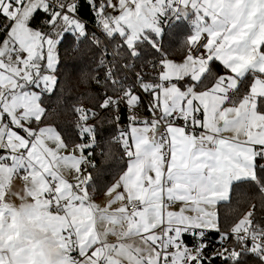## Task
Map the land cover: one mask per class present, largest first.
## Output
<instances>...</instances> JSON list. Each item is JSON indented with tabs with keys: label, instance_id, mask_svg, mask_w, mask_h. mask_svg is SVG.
Here are the masks:
<instances>
[{
	"label": "snow or ice",
	"instance_id": "obj_1",
	"mask_svg": "<svg viewBox=\"0 0 264 264\" xmlns=\"http://www.w3.org/2000/svg\"><path fill=\"white\" fill-rule=\"evenodd\" d=\"M170 33L186 36L178 59L164 46ZM85 40L104 45L114 94L98 107L116 111L125 160L103 186L95 110L73 109L70 145L44 104L60 48ZM149 57L156 75L134 73L149 98L141 120L143 97L120 73ZM245 187L259 203L222 229L220 205ZM258 213L264 0H0V264H264Z\"/></svg>",
	"mask_w": 264,
	"mask_h": 264
},
{
	"label": "trees",
	"instance_id": "obj_2",
	"mask_svg": "<svg viewBox=\"0 0 264 264\" xmlns=\"http://www.w3.org/2000/svg\"><path fill=\"white\" fill-rule=\"evenodd\" d=\"M82 14L86 19H91V13L87 5H84ZM186 39V36L172 35L171 33L164 41L165 49L174 58L181 55L180 48ZM60 64L58 66L59 85L56 91L44 98V104L48 110L47 123L56 126L65 134V139L71 145L79 142L76 131L77 115L73 111L75 107L82 106L84 109H94L96 117L89 123L94 124L97 128V140L99 147L96 148L95 161L97 171L94 175L98 177L101 186L111 182L120 169L124 166L125 160L122 158L121 143L118 142V128L113 119V112L110 109L98 107L104 98V93L114 94L112 86H104V69L100 66L99 60L103 59L102 46L94 47L88 40L77 42L72 50L67 47H61L59 51ZM141 58L135 61L136 68L129 65V72L134 74L138 72L150 59ZM98 70V71H97ZM99 75L100 84L97 85L94 77ZM120 121L121 125H125ZM103 153V154H102ZM103 195V194H101ZM101 195L96 196V198ZM259 197L248 195L247 188L238 189L233 193L230 203H223L219 207L220 222L222 229L234 220L240 218L249 210L251 204H258ZM264 213L257 214V222Z\"/></svg>",
	"mask_w": 264,
	"mask_h": 264
},
{
	"label": "built area",
	"instance_id": "obj_3",
	"mask_svg": "<svg viewBox=\"0 0 264 264\" xmlns=\"http://www.w3.org/2000/svg\"><path fill=\"white\" fill-rule=\"evenodd\" d=\"M99 35V33H98ZM102 46V52H103V48H104V45L103 43L101 44ZM113 51V47L112 45H108V52L111 53ZM103 58H104V55H103ZM155 59V58H152L150 59L138 72H140L144 77L145 79L149 78V77H153L156 75V73L152 70L151 68V61ZM107 62V61H106ZM121 76H126L127 79L125 80V84L129 87H134L135 90L143 97V101H144V104L141 105L140 107L136 108L135 109V113L136 115L142 120L146 117H148L149 113L148 111L146 110V105L148 103V96L142 92H139V87H138V84L137 85H133V81L136 79L135 75L134 74H131L129 72V70H125L124 72L120 73ZM110 95H113V94H110ZM112 112H113V116L115 117V115L117 114L116 111L110 109ZM119 114L121 116V121H124L123 123L125 125L128 124V121L126 119L127 115H128V111L125 109V106L124 104L122 103L121 106H120V110H119ZM118 137V136H117ZM212 239V245L211 247L212 248H216V247H219V244L216 243V238L215 237H212L210 238ZM231 242H229L230 244ZM211 250V249H210ZM212 264H221V261L219 259L217 260H213L212 261Z\"/></svg>",
	"mask_w": 264,
	"mask_h": 264
},
{
	"label": "crops",
	"instance_id": "obj_4",
	"mask_svg": "<svg viewBox=\"0 0 264 264\" xmlns=\"http://www.w3.org/2000/svg\"><path fill=\"white\" fill-rule=\"evenodd\" d=\"M20 187H21L20 183L17 182V184H16V188L19 189ZM104 199H105L104 195H101L100 197L96 198V202L100 203V202L104 201ZM16 202L19 203L18 200H17ZM177 210H178V209H177Z\"/></svg>",
	"mask_w": 264,
	"mask_h": 264
}]
</instances>
